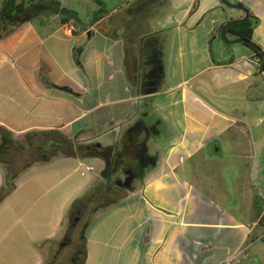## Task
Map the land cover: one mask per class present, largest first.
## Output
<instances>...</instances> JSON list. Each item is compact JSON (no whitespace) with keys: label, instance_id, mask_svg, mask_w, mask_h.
I'll return each instance as SVG.
<instances>
[{"label":"crops","instance_id":"obj_1","mask_svg":"<svg viewBox=\"0 0 264 264\" xmlns=\"http://www.w3.org/2000/svg\"><path fill=\"white\" fill-rule=\"evenodd\" d=\"M229 1L258 18L252 37L264 49V0ZM224 6L166 0L157 24L166 36V84L141 93L131 90L125 70L131 38L119 36L114 18L111 32L102 31L111 12L90 26L73 16L31 24L0 15V189L7 167L19 170L0 202V264H45L66 251L54 242L65 232L70 205L101 180L95 166L104 160L95 149H119L125 130L151 117L158 124L147 147L155 161L139 185L96 213L84 264H218L264 228L262 213L246 226L223 204L225 182L236 181L240 170L251 168L253 185L264 193V140L251 137L249 105L242 115L233 112L241 90L259 91L252 100L264 105V72L252 50L226 48L235 43L216 34L244 15ZM173 75L178 79L169 85ZM226 86L234 95L215 94ZM222 98L233 101L223 105Z\"/></svg>","mask_w":264,"mask_h":264},{"label":"rangeland","instance_id":"obj_2","mask_svg":"<svg viewBox=\"0 0 264 264\" xmlns=\"http://www.w3.org/2000/svg\"><path fill=\"white\" fill-rule=\"evenodd\" d=\"M4 1L5 0H0V15L2 14L3 16H5L3 12ZM25 1L26 2H24V4L28 6H30L29 4L31 3L36 4V3H39L40 1L41 3L47 6L51 4L50 0H25ZM52 6L53 7L51 8H47V9L41 10L33 14L28 21H30L31 24H38L40 20H45V21L54 22L55 24H57L61 17L66 16L65 19L69 20L71 16H73V18H75L77 21L85 24L86 26H90L93 23L94 19L98 20V17L103 15L104 12H107V13L111 12V14H109V16L106 19L107 22L106 23L101 22L102 31L109 33L111 32L110 31L111 29L108 26L109 25L108 21H110L113 18L115 20L116 19L115 17L119 16L120 14L122 15V12H124L125 10H128L129 8L128 2H126V0H95V1L93 0H63V4H62V7L64 9L63 11L60 10V6L58 7L56 5H52ZM224 8L236 14H239L240 12L237 9L229 8L227 6H224ZM51 9L58 12L59 15L57 17L54 16ZM163 11H165V8H163V10L162 9L160 10V15L157 16L158 17L157 20H161L162 18L161 15ZM147 18L148 20L146 21H147V24H149V27L151 30L150 35L148 36L146 35L147 28L145 30L141 28L139 24L140 22L132 24L133 28L128 25L127 27L124 24H122L118 27V33L122 35L131 34V33L141 34L145 36L143 38H162L164 36V33L156 32L158 31V26H157L158 22L157 23L153 22L151 21V19H149V17ZM52 19L54 20L52 21ZM54 23H51V24L54 25ZM75 23L77 24L78 22H75ZM143 30L145 34H143ZM223 45L226 48H228L229 46L239 45V46H244L245 48H248L249 50H251L245 43H241V42L231 44V45H225V44ZM216 46H214V50H216ZM173 64H175V61L173 62ZM186 72H188V69H186ZM229 73L233 74L231 70H229ZM210 75H213V73L210 72ZM228 76H230V74ZM177 79L178 77L176 75H173L170 81H168L169 85L174 84ZM165 84H166V81H164L162 86H165ZM243 85L244 84L240 83L238 84V87H241ZM231 90H232L231 86H226L221 89H216L215 94L217 96L221 94L232 96L234 95V93ZM259 95H261V93L257 90H253L247 93H246V90H241L240 93H238V96L240 98L238 99V101H236V104L238 106L235 107V110L233 112L236 115H242L243 112H246V111H243V109L244 110L245 108L247 109V106L249 105V114L246 113V116H247L246 119L248 121L249 130L252 135L251 137L254 138L255 140H258V138L264 140V122H262L260 125H256V121L254 120V117H262V121L264 120V105H261L260 107L255 106V100L254 101L252 100L254 96H259ZM227 100L233 101L231 99L222 98V101L225 102L223 105L227 104L226 103L228 102ZM111 141L112 140H108L107 143H110ZM256 148H257V153H258L261 150L260 146H258V141L256 144ZM249 149L251 152L253 151L252 141H251ZM48 156L50 155H45L42 157L44 158ZM259 158H261V156ZM260 160L262 161V158ZM196 161L197 160H195V156L189 157L185 160V162L188 163V165H191ZM95 167H96V170H98L101 174L102 170L105 167V164L103 161H98ZM238 173H239V177L236 181L234 180L233 182H231L229 179L227 180V178H225V180H227L228 182H225L227 186L224 187L222 190L223 191L222 194H226L223 204L226 201L227 206L230 207V212H232L236 217H238L240 222L248 226L250 225V223H252V220L256 216H258V214L262 213L264 215V193L259 194L258 190L260 189V187L253 185L251 168H249L248 174H246L245 169L240 170ZM114 177H115V171L112 166L111 168L107 170V173L105 176L101 175L100 177L101 180L98 182V185H101L103 187L102 188L103 190L105 188H107L108 190L103 192L101 198L95 201L96 204H101V203L109 202L110 200H114L116 198H120L121 195L126 192L125 188H118L115 185ZM140 181H141L140 179L136 180L134 182V185H139ZM262 186H263L262 188H264V181L262 182ZM218 187L219 189L221 188V186H218ZM67 216L68 214L65 217V222H67ZM260 229L262 228H259V229L257 228L250 235H248L247 240L243 242V244L241 245V248L238 251H236L232 256H230L232 257L231 264H264V228L262 230ZM65 232H63L61 239H65ZM61 239H58L57 241L54 242L57 250L60 247H63L64 245H66V244L60 245ZM69 255H70V250L67 249L66 251L62 253L60 252V254L57 257L55 255L54 258L50 257L49 259H47L45 264H69L68 262Z\"/></svg>","mask_w":264,"mask_h":264},{"label":"flooded vegetation","instance_id":"obj_3","mask_svg":"<svg viewBox=\"0 0 264 264\" xmlns=\"http://www.w3.org/2000/svg\"><path fill=\"white\" fill-rule=\"evenodd\" d=\"M126 2L129 5L128 10L115 17L117 28L122 24L133 28L132 24L140 22L141 28L144 30L147 28L146 35H150L151 30L146 21L148 20L147 17L156 23L161 21L157 20V16L160 15V10L166 0H126ZM144 30L143 34H145ZM119 36L131 38L129 40L131 50L127 51V56L132 59V63L125 65L131 90L141 93L159 86L162 83L163 58L166 55L165 34L162 38H143L145 36L132 33L119 34ZM140 121L136 126L125 130L119 149L115 150L111 147L102 150L95 149L103 158L104 163H108L107 170L111 166L113 167L115 171L114 183L118 188H132L134 182L142 178L144 170L150 165L153 158L152 155L148 154L147 140L151 133L156 130L158 121L155 117ZM262 217L264 219L263 214Z\"/></svg>","mask_w":264,"mask_h":264},{"label":"trees","instance_id":"obj_4","mask_svg":"<svg viewBox=\"0 0 264 264\" xmlns=\"http://www.w3.org/2000/svg\"><path fill=\"white\" fill-rule=\"evenodd\" d=\"M50 2V8L53 7L52 5H56L57 7L60 6V2L58 0H50ZM234 3L241 4L240 2ZM26 6L27 5L22 2H17V0H5L3 12L6 17H20L21 12L26 8ZM61 10L64 9L61 8ZM258 21V18L255 17L252 12L249 11V17L246 21L228 27L226 29V33L227 35L233 38L242 37L253 40V28L258 23ZM220 29L221 26L216 30V34L220 35ZM248 47L258 57L260 70L264 72V59L259 55V53L255 49L250 46ZM88 145L90 147L95 146V144ZM13 160H16L15 157L13 158ZM18 173L19 170L17 168L15 169L12 166L7 167V182L5 187L0 189V202L7 194H9L14 189V181ZM102 188L103 187L101 185L95 183L93 186L88 188L80 197L74 199L70 205L67 216V222L65 224V239H63L61 243V245L66 244L64 245V247H67L70 250V255L68 258L69 264L85 263L87 253L85 235L86 230L88 229L89 225L93 222L96 213H98L99 211H103L110 205L117 203L120 199L116 198L114 200H110L109 202L96 204L95 201L100 199L103 192L108 190L107 188H105L104 190ZM58 255L59 253L56 254V257Z\"/></svg>","mask_w":264,"mask_h":264},{"label":"water","instance_id":"obj_5","mask_svg":"<svg viewBox=\"0 0 264 264\" xmlns=\"http://www.w3.org/2000/svg\"><path fill=\"white\" fill-rule=\"evenodd\" d=\"M223 5L229 7V8H234V9H238V10H241L243 13H244V16L241 17V18H237V19H231V20H228L226 21L222 26H221V29H220V36L221 38L223 39V41L226 43V44H230V43H238V42H241V43H245L246 45L252 47L253 49H255L259 55L264 59V49L258 45L254 40H250V39H246V38H242V37H236V38H229V36L227 35L226 33V29L234 24H237V23H240V22H243V21H246L249 17V11L248 9L243 5V4H239V3H234V2H231L229 0H219ZM47 7L46 6H43V5H39V4H32L30 6H28L27 8H25L21 14H20V19L23 21V20H29L31 18V16L41 10H44L46 9ZM212 39L209 43V51H210V54H212ZM263 159H264V156H263ZM155 161V158H152L150 163H153ZM107 168H108V163H105V167L104 169L102 170L101 174L103 176L106 175V171H107Z\"/></svg>","mask_w":264,"mask_h":264},{"label":"built area","instance_id":"obj_6","mask_svg":"<svg viewBox=\"0 0 264 264\" xmlns=\"http://www.w3.org/2000/svg\"><path fill=\"white\" fill-rule=\"evenodd\" d=\"M85 169L86 170H94L93 166H86ZM231 261H232V257H228V258L220 261L218 264H231Z\"/></svg>","mask_w":264,"mask_h":264}]
</instances>
